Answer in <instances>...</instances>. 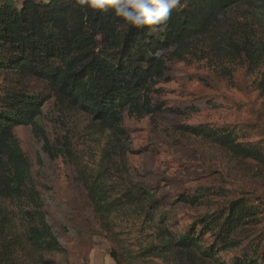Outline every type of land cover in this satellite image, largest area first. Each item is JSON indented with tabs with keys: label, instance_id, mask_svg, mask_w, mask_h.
Returning a JSON list of instances; mask_svg holds the SVG:
<instances>
[{
	"label": "trees",
	"instance_id": "trees-1",
	"mask_svg": "<svg viewBox=\"0 0 264 264\" xmlns=\"http://www.w3.org/2000/svg\"><path fill=\"white\" fill-rule=\"evenodd\" d=\"M151 27L159 28L137 29L115 18L111 9H91L81 0H21L19 6L0 0V264H54L45 256L64 252L13 136L14 129L30 127L51 159L71 155L65 142L52 146L38 124L50 100L86 114L120 143L127 137L124 114L136 119L166 111L186 115L153 104L156 85L169 81L168 63L203 55L216 63L239 64L250 74L264 67V0H179L163 31L150 32ZM177 130L264 166V140L242 142L237 131L210 125ZM80 180L100 229L111 236L110 219L121 206L135 203L158 212V200L147 189L130 188L112 198L98 177L82 175ZM182 201L198 202L195 196ZM258 212L248 200L234 199L201 218L197 232L191 228L189 234L173 235L160 228L158 245L136 254L122 248L110 257L116 264H135V259L155 264L150 258L208 264L250 240L249 249L232 263L264 264V231L253 232L260 226ZM165 217H158L159 224ZM150 221H156L152 215ZM208 233L212 240L205 244Z\"/></svg>",
	"mask_w": 264,
	"mask_h": 264
},
{
	"label": "rangeland",
	"instance_id": "rangeland-1",
	"mask_svg": "<svg viewBox=\"0 0 264 264\" xmlns=\"http://www.w3.org/2000/svg\"><path fill=\"white\" fill-rule=\"evenodd\" d=\"M8 1L15 6L21 3ZM202 58L197 55L168 63L169 81L158 83L155 89L159 93L152 96L153 104L186 115L166 111L136 119L124 114L122 127L127 137L120 143L110 140L86 114L66 109L54 99L44 106L38 124L52 146L61 148L65 142L71 155L51 159L30 127L13 130L48 220L64 248L45 259L54 264H116L111 253L119 254L125 248L136 254L158 245L160 228L173 235L189 234L191 228L197 232L201 218L239 198L259 211L260 226L254 234L264 231V166L234 158L177 130L179 126L210 125L237 131L242 142L264 140V67L250 74L239 64ZM30 86L35 88L34 83ZM82 175L98 177L112 190V198L130 188L147 189L158 200V212L135 203L121 206L111 216L115 234L111 236L100 229L89 206ZM194 196L196 203L182 201ZM15 206L10 204L11 209ZM151 215L156 221H150ZM163 215L166 222L159 224L158 217ZM211 240L210 233L206 234L204 243ZM251 244L246 240L241 248L218 254L208 264H233ZM148 261L165 264L153 258ZM169 263L181 264L175 258ZM135 264L145 263L135 259Z\"/></svg>",
	"mask_w": 264,
	"mask_h": 264
},
{
	"label": "clouds",
	"instance_id": "clouds-1",
	"mask_svg": "<svg viewBox=\"0 0 264 264\" xmlns=\"http://www.w3.org/2000/svg\"><path fill=\"white\" fill-rule=\"evenodd\" d=\"M81 3L91 9L109 8L115 18L137 29L159 26L149 28L150 32H155L164 30L171 11L179 0H81Z\"/></svg>",
	"mask_w": 264,
	"mask_h": 264
}]
</instances>
